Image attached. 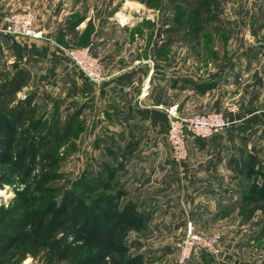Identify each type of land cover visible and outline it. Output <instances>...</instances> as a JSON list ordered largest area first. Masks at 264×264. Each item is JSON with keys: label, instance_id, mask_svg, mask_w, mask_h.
Listing matches in <instances>:
<instances>
[{"label": "rangeland", "instance_id": "obj_1", "mask_svg": "<svg viewBox=\"0 0 264 264\" xmlns=\"http://www.w3.org/2000/svg\"><path fill=\"white\" fill-rule=\"evenodd\" d=\"M184 1L88 0L86 5L89 11L94 9V15L113 14V17H118L119 25L125 23L123 21L132 14L137 25L144 27L143 32L144 29L147 30L148 39L152 42L175 39V33L173 36L170 34V37L165 30L174 24L178 25L184 19L182 17H185V36L182 40L169 44L165 55L174 63L177 62L174 67H179L188 76H210L226 70L228 77L221 83L216 95L217 98L222 93L218 97L223 102L222 109L197 110L184 115L217 111L228 117L233 112L236 115L251 107H263L264 0H201V9H208L209 12L203 10L206 28L197 37L189 34L193 12ZM125 12L127 15H124ZM35 26L39 30L36 23ZM137 32H128L129 38H136V34H140ZM118 34L124 35L123 32ZM7 36L20 44L33 39L0 33L1 38ZM11 41L5 46L0 42V74L9 71L11 77L16 68L23 66L32 72L31 65L24 58H19L20 54H17ZM93 53L96 54L94 51ZM65 65L66 68L62 65L58 68L69 69L75 77L79 75L81 79L85 78L77 67L70 65L69 59ZM36 78L32 76L31 82L18 93V97L24 98L35 92V110L28 121L44 115L47 125L51 121L56 101L59 102L62 117L66 121L75 111L81 110L82 97L79 93L73 94V86L60 84L55 85L54 89L53 82L46 80L40 91L38 87L41 83L37 84ZM1 84L0 82V86ZM80 125L79 118L69 139L44 151L56 160L52 169L36 170L24 180L9 175V158L4 151L0 152V218L4 210L25 205L26 208L21 213L28 210L31 223L17 235L10 229L5 230L9 239L4 244L6 250L1 253L0 264H264L263 210H258L250 220H246L245 214L240 213V218L233 215L224 221L211 219L209 223H194L187 216L194 203H197L199 194L188 191L182 185L180 177L185 176L186 169L182 174L171 160L172 162H168V175H152L150 171L153 165L146 166L142 160L139 170L143 171L135 180L133 174L138 170L133 171L128 164L133 161L131 150H125L124 160L118 159L120 155L115 161L106 159L105 153L101 154L99 160H90V151L81 137ZM6 127L5 122H0V129L3 130L0 137L7 138L10 135ZM256 134V143L264 142L261 138L263 133L259 131ZM115 151L118 155V148ZM162 151L171 155L168 140H164ZM31 153L29 151L30 155ZM104 161L114 169L107 187L94 194L83 192L78 186L79 181L89 184L91 176L98 173L100 164ZM263 179L264 176L260 173L250 179L246 190L242 192L214 195L221 197L218 202L223 201L227 209L229 206L236 209L246 200L244 195L249 194L247 201L253 206L257 203L258 195L253 183L260 186ZM43 188L45 191L41 190ZM203 198L208 201L206 197ZM114 200L116 207L112 206ZM133 200L137 203V209L133 213L148 211L150 215L145 221L130 225L127 218L118 220L114 214L125 210L127 203ZM103 203L108 204V207L103 206ZM93 204L97 205V212L92 210ZM87 215H90L88 224ZM190 221L201 235L221 236L216 252L196 249L187 260H181L179 243L185 237ZM57 224L59 228L75 230L74 234L66 237L63 233L56 232L57 228L54 226ZM18 239L21 241L17 242Z\"/></svg>", "mask_w": 264, "mask_h": 264}, {"label": "crops", "instance_id": "obj_2", "mask_svg": "<svg viewBox=\"0 0 264 264\" xmlns=\"http://www.w3.org/2000/svg\"><path fill=\"white\" fill-rule=\"evenodd\" d=\"M86 2L88 0H0V33H3L5 13L25 10L34 13L42 36L24 44L14 42L31 65L37 84L41 83L40 91L44 88L42 83L51 80L54 89L55 85L65 84L73 86L74 95H81V137L88 145L90 160H99L102 153L107 154L104 158L113 160L110 148H118V159L124 160L125 150L129 149L133 161L128 164L133 171L138 170L133 174L135 180L143 171L139 170L142 160L146 166L153 165L152 175H168V162H172V158L162 151L168 132L166 107L176 106L181 114L222 109L223 102L218 99L222 93L217 98L216 95L228 73L221 72L215 80L211 75L188 76L174 67L177 62L165 55L167 42L148 39L147 30L143 32L144 27L137 25L132 14L119 25V18L113 14H92L94 9L89 11ZM132 30L140 33L134 39L128 35ZM10 41L0 37L4 46ZM82 45L90 46L104 61L106 78L100 90L84 75L81 79L65 69L68 58L60 47ZM61 65L65 67L63 70L58 68ZM211 80L216 84L209 86ZM227 116L230 124L224 131L209 139L190 137L188 140L186 173L180 178L188 191L199 194L187 216L194 223H209L211 219L224 221L233 215L240 218L241 204L236 209L230 206L227 209L223 201L218 202L221 197L214 194L246 190L251 181L247 177L250 162L264 171V142L256 143L255 139L259 131L264 139V104Z\"/></svg>", "mask_w": 264, "mask_h": 264}, {"label": "trees", "instance_id": "obj_3", "mask_svg": "<svg viewBox=\"0 0 264 264\" xmlns=\"http://www.w3.org/2000/svg\"><path fill=\"white\" fill-rule=\"evenodd\" d=\"M184 3L188 6V9L193 12L191 15L192 24L189 34L191 37H197L206 28V21L202 17L203 10L205 9H201L200 7L202 4L201 0H185ZM207 10L208 9L205 11L209 12ZM182 18L184 19H182L178 25L174 24L172 27L165 30L166 34H171L172 36L174 33L176 34L175 39H168V46L175 40H182L185 36L187 24L185 17ZM215 19L219 22L217 16ZM171 35L170 37H172ZM4 39L11 40V37L7 36ZM82 42H85V38L82 39ZM13 44V48L17 51V54H20L19 58H23L24 53L20 46L16 42H13ZM9 75V71L0 74V82L2 83L0 86V122L6 123V128L10 133L7 138L0 137V152L4 151L9 158V175L14 176V178L18 180H24L36 170H43L44 168L52 169L55 166L56 160L51 154L48 152L44 153V151L52 149L54 146L65 142L71 137L79 122L81 110L75 111L66 121L62 117L63 112L59 108V102L56 101L51 121L47 125L44 115H41L38 119L28 121V117L31 115L32 111L35 110V105L33 104L35 92L27 94L24 98L18 97V93L31 82L32 72L29 68L23 66L16 68L13 76L10 77ZM220 75H222L220 71L212 74V80H215ZM212 80L209 86L216 84V81ZM217 80L219 81V79ZM2 131L3 130L0 129V132ZM29 151L32 152L31 155ZM109 155L112 156V161L116 160L117 152H114V149L110 148ZM250 163L251 164L247 168V177L253 179V176L256 177L260 173L264 176L263 170L256 169L255 162ZM108 164L109 163L106 161L100 164L101 166L98 169V173L91 176L89 184L79 181L78 186L83 192L94 194L107 187L106 184L114 173V169L109 167ZM253 187L256 193H258L256 199L257 203L253 206L249 205L247 200L250 196L249 194H245L246 200L240 206V213L245 214L246 220L253 218L258 210L264 211V179L260 186L256 185L254 182ZM41 190L45 191L44 188ZM103 204V206L106 205V203ZM106 206L108 207V204ZM112 206H117L115 200L112 202ZM126 207L125 210L119 211V214H114L115 217L117 215L118 220L127 218V223L131 225L133 223L139 224L138 221L142 222L149 218V212L147 211L133 213V210L135 211L137 209V203L134 200L129 201ZM24 208H26L25 205H21L3 211L0 218V256L1 253L6 250L4 244L9 239L8 233H6L5 230L10 229L17 235L22 232L25 227L31 225L29 221V211L27 210L21 213ZM92 208L94 212L98 211L97 205L93 204ZM89 222L90 215H87L86 223L88 224ZM54 227L57 228L56 232L63 233L66 237H71L75 231H69L67 227L59 228L58 224ZM19 241L21 240L18 239L17 242ZM109 250L111 251L112 249Z\"/></svg>", "mask_w": 264, "mask_h": 264}, {"label": "built area", "instance_id": "obj_4", "mask_svg": "<svg viewBox=\"0 0 264 264\" xmlns=\"http://www.w3.org/2000/svg\"><path fill=\"white\" fill-rule=\"evenodd\" d=\"M3 32L18 36L39 38L41 32L35 26V16L32 11H11L2 17ZM69 59L70 65L77 67L85 77L100 90L101 83L106 78V70L102 57L93 53L90 46L60 47ZM168 120L167 140L171 148L172 160L181 173H185V162L188 158V140L190 137L209 139L220 133L230 124L226 117L217 111L184 115L178 112L176 106L166 108ZM221 236L212 234L204 236L196 232L192 222H189L187 232L179 243L181 260H187L194 250L204 249L216 252Z\"/></svg>", "mask_w": 264, "mask_h": 264}]
</instances>
